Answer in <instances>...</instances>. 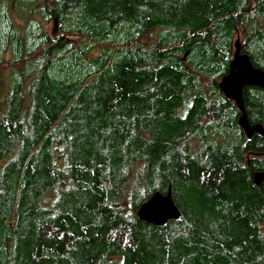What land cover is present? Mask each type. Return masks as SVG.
<instances>
[{
    "label": "trees",
    "instance_id": "16d2710c",
    "mask_svg": "<svg viewBox=\"0 0 264 264\" xmlns=\"http://www.w3.org/2000/svg\"><path fill=\"white\" fill-rule=\"evenodd\" d=\"M237 38L264 69V0H0V264H264ZM169 188L180 218L141 220Z\"/></svg>",
    "mask_w": 264,
    "mask_h": 264
},
{
    "label": "water",
    "instance_id": "95a60500",
    "mask_svg": "<svg viewBox=\"0 0 264 264\" xmlns=\"http://www.w3.org/2000/svg\"><path fill=\"white\" fill-rule=\"evenodd\" d=\"M258 86L264 88V69L252 64L247 53L241 52L240 40L234 42V51L229 62V70L218 82L219 89L231 99L238 108L240 115L238 125L244 130L247 137L254 132L264 137V129L261 123L251 125L243 103V88L245 86ZM254 182L259 184L264 180V173L256 172L253 176ZM138 217L150 224L160 226L168 220L180 218V211L174 202L172 191L169 188L165 193L154 192L145 200L137 210Z\"/></svg>",
    "mask_w": 264,
    "mask_h": 264
},
{
    "label": "rangeland",
    "instance_id": "374dc122",
    "mask_svg": "<svg viewBox=\"0 0 264 264\" xmlns=\"http://www.w3.org/2000/svg\"><path fill=\"white\" fill-rule=\"evenodd\" d=\"M52 26H53L52 24H49L48 29L51 30Z\"/></svg>",
    "mask_w": 264,
    "mask_h": 264
},
{
    "label": "flooded vegetation",
    "instance_id": "af4514ba",
    "mask_svg": "<svg viewBox=\"0 0 264 264\" xmlns=\"http://www.w3.org/2000/svg\"><path fill=\"white\" fill-rule=\"evenodd\" d=\"M255 124V123H254ZM251 125H253V124H251Z\"/></svg>",
    "mask_w": 264,
    "mask_h": 264
}]
</instances>
